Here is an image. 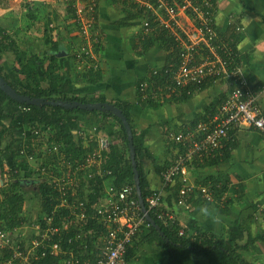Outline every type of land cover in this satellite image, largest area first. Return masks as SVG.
Masks as SVG:
<instances>
[{
    "label": "crops",
    "instance_id": "crops-1",
    "mask_svg": "<svg viewBox=\"0 0 264 264\" xmlns=\"http://www.w3.org/2000/svg\"><path fill=\"white\" fill-rule=\"evenodd\" d=\"M71 1L74 2L0 0V27L6 29L5 34L14 39L22 50L41 58L53 53V47L58 45L62 93L68 96L103 97L113 105L132 104L131 114L138 138L143 140L150 155L143 163L149 190H161L162 173L172 165L179 153V146L169 136L184 131L188 126L210 121L231 87L227 82L216 81L206 84L203 90H194V95L186 100H165L164 103H156L157 106L144 102L139 84L149 82L159 87L157 81L154 82L153 72L175 62L171 57L173 51L157 44L146 53H141V47H135L133 40L139 36L143 20L119 25L118 22L125 14L124 7L119 3L114 5L109 0H100L98 3L97 27L94 28L96 34H100L103 49H90L91 59L100 61L103 79L99 85H89L81 78L82 69H75L77 61L70 56L73 55L75 45L79 46L81 43L72 32V22L65 21L68 2ZM213 1L215 30L236 53L238 63L253 90L259 89L264 85V0ZM75 2L78 3L77 0ZM129 2L136 3L134 0ZM181 20L183 24L189 21L185 17ZM48 21L50 30L46 32ZM12 56L14 57L12 52L2 54L0 51V65L5 68L4 73L10 79L19 82L21 77L10 71L14 60ZM260 102L264 105V93ZM62 118L74 135L79 137L86 153L105 146L108 156L111 148L116 150L119 157L123 156L124 144L117 136L118 126L110 128L113 124L111 118L76 113L63 115ZM94 129L96 130L90 137V132ZM84 135L87 139L82 137ZM24 139H30L31 143L26 142L32 146L29 135ZM38 151L46 153L43 143L39 144ZM60 156L66 157V154L60 151ZM60 156L54 157L59 159ZM44 160L50 161V164L54 162L48 157L43 158ZM24 167L28 171V167ZM187 176L195 188L207 186L213 189L216 186L219 192L216 194L214 191L213 202H205L195 192L189 208L185 209L178 206V197H170L171 193H168L167 188L162 190V210L173 216L174 223L180 226V230L195 235V239H190L191 241L211 240L222 243L229 250L234 248V244H238L240 254L248 264H264V238L258 239L264 236V136L253 129H231L228 139L223 143L221 155L216 160L190 164ZM150 227L153 228L149 224L145 226V223L141 227L138 237L129 247L131 259L127 264H170L169 254L164 251L163 246L158 241L150 240ZM70 233L62 236L65 238H62L64 247L67 240L74 237ZM166 242L169 240L166 239ZM77 244L76 241L72 244L74 255L85 260L83 256L86 250L78 248ZM189 256L184 264H231L230 260L219 263L212 255ZM54 259L59 264V259Z\"/></svg>",
    "mask_w": 264,
    "mask_h": 264
},
{
    "label": "built area",
    "instance_id": "built-area-1",
    "mask_svg": "<svg viewBox=\"0 0 264 264\" xmlns=\"http://www.w3.org/2000/svg\"><path fill=\"white\" fill-rule=\"evenodd\" d=\"M77 1L75 9L83 24L82 34L90 40L89 32L95 23L90 15L95 3L93 0L90 5L88 0ZM134 1L150 14V18L142 22L143 34L149 35L154 31L153 26L159 32L168 31L174 36L179 48L178 62L171 63L164 72L169 79L165 87L168 95L149 82H142L139 92L144 102L164 103L169 96L189 95L194 87L207 82L224 81L231 87L210 121L188 126L184 131L169 136L179 146V153L172 165L162 173L163 188L152 191L144 201L149 213L152 211L159 220L169 224L175 222L173 216L159 207L163 199L162 190L176 182L181 184L177 204L182 208H189L196 193L207 203L214 200L211 187L195 188L190 183L187 176L190 164L216 160L221 155L223 143L228 139L231 129H253L264 136V105L260 102L264 85L257 90L251 87L236 53L215 30L214 4L210 0ZM183 17L189 20L187 24L181 22ZM87 53L91 57L90 50ZM157 75L158 71L155 70L153 76ZM150 87L153 88L149 90ZM95 130H91L90 137ZM30 136L32 147L28 145V148L18 150L19 157L27 163L41 161L43 156H60V145L54 142L49 144V137L39 128L32 130ZM82 137L87 139L86 135ZM41 143L46 147L47 154L38 151ZM108 161L107 148L102 146L82 158L60 156L52 166L39 165L36 171L39 176L46 177V182L54 192L53 210L44 213L39 221L11 232L0 229V249L10 244L16 248L11 259L2 264H15L16 261L18 264H36L46 257L59 259V264H92L90 259L81 260L75 256L72 244L76 241L78 248L86 250L89 238L93 237L92 242L97 249L96 264H127L128 249L146 220L141 213L134 184L119 188L108 183L113 175L112 170L107 168ZM17 163L19 161H16L14 168L12 162L8 168L0 167V191L20 172ZM98 180L102 181L103 186L97 201L91 204L88 186L91 181L96 183ZM26 231L30 232V241L25 246V252L19 244L27 240ZM69 232H73L74 237L68 239L64 247L62 236ZM178 235L195 239V235L183 230H179Z\"/></svg>",
    "mask_w": 264,
    "mask_h": 264
},
{
    "label": "trees",
    "instance_id": "trees-1",
    "mask_svg": "<svg viewBox=\"0 0 264 264\" xmlns=\"http://www.w3.org/2000/svg\"><path fill=\"white\" fill-rule=\"evenodd\" d=\"M95 7L93 13L90 15L94 18V25L89 32L90 40H87L83 33V24L78 19L75 9V1L68 2V15L66 16V22L71 21L74 26V36L78 37L81 41L79 46L75 45V49H72V54L77 65L75 69H82L83 73L81 78L86 80L89 85H99L102 82L103 74L100 71V61L91 59L90 55L87 53L91 47H95L96 50L102 51L101 37L100 34H96L95 25L97 19V9L100 0H93ZM114 5L117 3L124 7V17L118 22L119 25L129 24L132 22H137L139 20H145L150 18V14L146 12L136 3H131L129 0H109ZM201 1V0H198ZM213 4L214 1L210 0ZM87 3L90 5L91 0ZM152 20V19H151ZM153 21V20H152ZM154 25V21H153ZM95 28V29H94ZM143 26L141 27V32L137 38L133 40L135 47L140 46L142 52L146 53L150 48L157 44H162L168 49H172V59L178 62L179 59V48L174 36L168 31L159 32L155 26H153L154 31L149 35L143 34ZM50 30L49 21L47 24L46 32ZM71 32V33H72ZM6 29L0 27V51L2 54L7 52H12L14 55L13 65L10 71H14L18 76L21 77L19 82L10 79L9 75L5 74V68L0 65V74L5 79V81L19 94L27 95L32 98H43L46 100H63V101H78L82 103H109L103 97H89V96H68L61 92L62 78L59 71L61 70L60 58L58 56L59 47L56 45L53 47V53L45 54L42 58L34 53L22 50L9 35H6ZM90 44V45H89ZM84 49V50H83ZM172 60V61H173ZM170 65V64H169ZM168 65V66H169ZM158 71L156 77L153 76L154 82L160 85L158 88L164 95H168L165 87L168 82L167 74L165 72L166 67ZM10 67V66H9ZM213 83L207 82L199 87H194L191 94H185L180 98L175 96H169L166 98L167 102L186 100L194 95L195 91L203 90L206 84ZM21 84V85H20ZM195 90V91H194ZM112 104V103H111ZM153 106H157L156 103H149ZM10 105V106H8ZM116 107L121 109L125 114L133 132L134 145L136 149V160L138 164V172L140 175V186L142 191V196L144 201L148 195L152 192L149 190L148 182L144 169V161L150 158L147 148L143 144V140H139L137 135V128L134 125L131 109L132 104L121 105L114 104ZM17 109L21 110L18 111ZM17 110V111H16ZM80 114V115H91L97 114L105 118H111L113 124L110 126H118L117 136L122 144H124L123 156L119 157L116 150L111 148L109 152V161L107 168L111 169L113 175L108 179L116 187L121 188L125 184H134L133 180V170L131 161L129 158L128 149V139L126 135L125 128L119 118L109 113H102L98 111H85L80 109L65 110L60 107L44 106L42 108L27 106L25 104H19L12 99H10L3 91L0 90V154L2 152L9 153L10 160H12L13 168L16 167V161L18 169L20 172L15 176L14 180L6 187L0 191V197L2 198L0 203V229L5 231H13L15 228L21 227L23 225H28L34 221H39L42 215L46 212L51 213L54 207L52 198L54 197V192L52 187L47 183L43 182L33 191L31 195L33 200H37L40 203L39 213L33 218L30 213L26 212V202L28 193H26V187L29 185L30 177H33V173H22L21 171H26L24 166H29L24 158L19 157L18 151H13L15 143V133L16 131L21 132L26 129L29 137L32 130L39 128V130L49 137V144L56 143L60 145L61 152L66 154L68 159H78L82 158L86 154V150L82 148L81 141L77 135H74L73 130L69 127L67 122L64 121L63 115L69 114ZM5 121H10V125L6 127L4 125ZM27 127V128H26ZM29 129V130H28ZM15 131V132H14ZM23 133V131H22ZM47 153V150H46ZM46 158V156H43ZM42 158V160H43ZM50 158V157H48ZM55 161V157L52 158ZM50 160V159H49ZM6 160L4 156H0V166H4ZM15 163V165H14ZM51 162L46 160L41 161L40 166H52ZM103 186L102 181L98 180L96 183L90 182L89 186L91 193L89 195L90 203L94 204L98 196H100V191ZM181 189L180 182H176L173 186L168 188V193H171L170 197L177 199L179 191ZM213 190L217 194L219 190L216 186ZM160 210L163 208L160 206ZM151 216L155 222L160 226L162 232L165 234L161 237L160 234L151 228L150 240L158 241L161 246H163L164 251L169 254L170 264H184L188 259L190 254H196L200 257H207L212 255L217 262L222 263L230 260L231 264H248L245 259L240 254V246L234 244V248L229 250L225 248L222 243L209 241H191L185 237H180L178 232L180 226L177 223L165 224L163 221L159 220L157 216L151 211ZM148 224L145 221V226ZM71 235L73 232L70 233ZM64 238V237H63ZM258 237V239H262ZM65 239V238H64ZM166 239L169 242H166ZM93 238H89L88 247L83 256L84 259H90L92 264H96L97 259V249L95 244L92 242ZM29 239L24 240L20 245L21 249L26 252V244L29 243ZM236 242V240H234ZM76 244V243H74ZM15 247L12 245H7L5 248L0 249V264L4 261L11 259L14 254ZM130 250L128 249L126 260L129 262ZM15 264H18L16 261ZM36 264H58V261L52 257H46L40 260Z\"/></svg>",
    "mask_w": 264,
    "mask_h": 264
},
{
    "label": "water",
    "instance_id": "water-1",
    "mask_svg": "<svg viewBox=\"0 0 264 264\" xmlns=\"http://www.w3.org/2000/svg\"><path fill=\"white\" fill-rule=\"evenodd\" d=\"M34 1H42V0H34ZM0 90L3 91L13 101L19 104H25L27 106H34L38 108H42L44 106H53V107H60L65 110L80 109V110H85L89 112L98 111L102 113H109L119 118L125 128L127 139H128L129 158L131 161L132 170L134 174L133 180H134V185L136 188V193H137V197L139 200V204L141 207V213L144 216L146 222L149 225H151L153 228H155L161 234V236H164V233L162 232L161 228L156 224L155 220L153 219V217L151 216V214L149 213L148 209L145 206V202L142 196V191H141V186H140V175L138 172V164L136 160V149L134 145L133 132H132V128L125 114L123 113L121 109H119L118 107H116L115 105L111 103H82L78 101L46 100L43 98H32L30 96L17 93L5 81V79L1 76V74H0ZM45 181L46 180H44V182Z\"/></svg>",
    "mask_w": 264,
    "mask_h": 264
},
{
    "label": "rangeland",
    "instance_id": "rangeland-1",
    "mask_svg": "<svg viewBox=\"0 0 264 264\" xmlns=\"http://www.w3.org/2000/svg\"><path fill=\"white\" fill-rule=\"evenodd\" d=\"M75 1V0H74ZM83 2H85L84 0H83ZM60 3H57V5H59ZM44 12H41V14H43ZM22 20L24 21L25 20V17H23L22 18ZM11 58V57H10ZM12 58L14 59V57L12 56ZM14 61V60H13ZM18 80V79H17ZM15 81H16V79H15ZM19 81V80H18ZM4 125L6 126V127H8L9 125H10V121H5L4 122ZM27 128V127H26ZM29 130V129H28ZM15 132V131H14ZM18 131H16V133H15V143H14V149H13V151H18L20 148H22V147H27L28 148V143L27 142H30L31 140L30 139H28V140H25L24 138H28V132L26 131V129L24 128V130H23V133H17ZM19 134H21V135H19ZM27 141V142H26ZM24 142H26V143H24ZM32 147V146H31ZM43 148L45 149L46 147L45 146H43ZM0 156H4V159L7 161V165L6 166H0L1 168H8V167H10V164H11V162H12V160H10V156H9V153H7V152H2L1 154H0ZM41 161H43V160H41ZM41 161H35V162H33V163H31V164H29V166H27L28 167V171H23L25 174L28 172V173H33L34 175H33V177H30V180L31 181H29L30 183H29V185L25 188L26 189V193H28L30 196H28V198H27V202H26V207H25V209H26V212L29 214L30 213V215H32V217L34 218L38 213H39V206H40V203H39V201H37V200H33L32 199V197H31V195L33 194V191H35L39 186H40V184H41V182H44V180H46L47 181V179H46V177H44V176H39V174H38V172L36 171V169L39 167V163L41 162ZM35 180H37V181H35ZM45 181V182H46ZM12 182V181H11ZM38 182V183H37ZM2 198L0 197V203H1V200ZM26 233V239H29L30 237H29V231H26L25 232ZM11 245V244H10ZM13 245V244H12Z\"/></svg>",
    "mask_w": 264,
    "mask_h": 264
}]
</instances>
